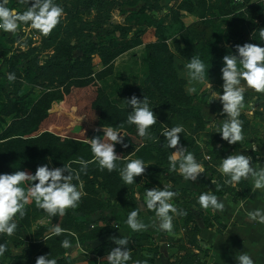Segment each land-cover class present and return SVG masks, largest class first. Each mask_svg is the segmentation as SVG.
<instances>
[{
    "label": "rangeland",
    "instance_id": "374dc122",
    "mask_svg": "<svg viewBox=\"0 0 264 264\" xmlns=\"http://www.w3.org/2000/svg\"><path fill=\"white\" fill-rule=\"evenodd\" d=\"M14 1L18 3L21 7L20 9L23 11L26 10L27 6L21 0ZM263 2L264 0H162L160 10L154 13L155 18L165 27L162 36L157 35L154 28L144 26L141 28L139 36H133L130 33L124 39L117 38L115 45L123 46L130 39H139L140 44L133 45L119 55L114 60L113 68L108 74L100 77L93 75L95 80L93 83L88 84L89 88H73L63 99L54 100L48 111L50 116L44 122L41 132L52 133L61 140L72 139L84 142L87 145H89V139L102 136L103 129L90 125L85 118L89 113L88 107H90V102L96 93V87H100L104 91L109 105L126 109L123 100L128 97H120L117 89L125 86H143L147 75V68L144 64L146 45L162 41L168 45L174 57L176 76L184 80L183 89L185 94L187 96H196L197 98L194 99L193 104L200 107L201 110L202 106H206V110L209 109L207 111L212 113V115L206 120L201 113L204 120L203 124L196 123L195 120L190 118L185 119L184 117L179 118L175 116L170 119L167 111L164 109L156 110L150 104L153 107L154 114L157 116V123L151 126L150 133L154 138V142L163 145L166 144V140L161 133L165 128L178 125L183 126L184 132L178 134L180 136V145L185 147V154L191 153L198 163L204 165L205 171L208 172L207 168L212 165V160L208 156V153L214 147L221 149L220 145L222 143L230 147L236 144H225L213 126L216 118H224L221 115L222 105L220 101H212L213 97L205 85L196 82L189 83L183 68L188 62L181 58L172 43V40L181 34V24L174 22V20L176 17L185 27L191 26L193 31L196 29L200 34L204 32L210 39H218L217 46L219 48H224L228 52L235 54V50L232 49L235 39L228 41L220 39L219 28L226 27L236 12H246L243 24L239 27V32L244 34V41L246 43L251 42L255 30L253 24H260V13L253 9V7L259 3L263 5ZM56 3L62 7L63 15L60 19V26L58 25L59 27H57L59 29L57 42H52L48 47H43V39L46 36L39 34L37 30L32 29L30 26L21 25L17 30L18 34L15 36L0 30V43L2 44L0 46V81L2 86L8 91L19 87V95L26 97L24 103L29 109L44 92L50 91L51 89H45L38 85L32 86L24 81L23 71L26 69L27 63L23 60L17 63L16 68L17 70L19 69L21 77H15V80L10 82L7 77L10 73L15 75V70L13 71L11 67L13 60L12 62H7L6 59H17V57L19 58L21 55L27 54L33 47H43L40 52L34 55L28 53V59L33 56L36 57L39 65H43L45 60L54 55L59 46L57 45L59 39L67 37L64 31L71 24V18L65 10V7L70 8L67 0H59ZM226 8L229 12H232L231 15L221 14V9L225 10ZM93 16L94 11L92 10L83 14L81 17L83 21L88 22L93 19ZM127 17L128 14H121L117 9L112 10L110 13L111 23L119 25L129 24L130 22L126 20ZM76 25L78 26V24ZM192 34L189 33L188 35ZM80 35L84 39H87L88 36L94 37V33L86 29L82 30ZM192 36L191 41L196 44V39L199 36L195 33ZM177 39L179 38L177 37ZM79 40L80 38L78 37H72L70 41L73 44ZM180 46L183 47L182 41L180 42ZM72 55L73 57L80 56L81 51L79 49H73ZM92 67L94 74L104 69L98 56H94L92 59ZM208 77L206 76V80ZM209 81L212 85V92L217 93V95L222 93L223 81L221 79V69L220 75L209 77ZM189 87H195L196 92L189 94ZM4 100L6 99L4 98ZM244 105L240 115L242 117L239 118L242 124L245 125V135L250 136V138L253 134L259 137V132L264 129V93L257 94L254 92L252 98L247 97L244 99ZM11 120V116L0 113V133ZM110 120L114 123V126L109 127L123 132L126 136L124 137V144L127 147H124L122 144H116L115 147L116 154L121 157L118 161L119 167H123L129 159H142L148 165L145 172L141 176L136 177V183H133L131 186L133 197L127 198L124 196V192L118 189H97V194H95L90 190L88 183L81 179L79 169L72 166L73 164L78 165L80 163L74 160L66 162L65 165H69L74 172L79 174V181H76L77 186L81 183L83 184L84 195H82L77 208L67 209L64 216H55L54 218L47 215L41 209L39 213L31 214L29 224L15 231L11 237L0 234V244H7L8 247V250L3 256H0V264H35L37 257L41 255L49 256V259H55L57 264H105L102 259L113 248L117 247L113 238H120L118 236L119 234L117 235L115 231L128 227L125 221L131 211L140 209V214L146 213L148 216L157 220L155 215H151L149 211L143 209L141 201L136 199L137 193L142 200L147 190H152L153 188L162 189L165 185H171L170 190L176 193L170 202L177 208L178 212L180 210L184 212L189 210L196 213L197 216L193 220L199 226H204V220L207 217L212 226L219 229V223L213 221L214 219L212 218V215L216 214L217 211L215 213L211 209H202L197 203L198 197L204 193L202 189L205 187L197 190L194 187H185V180L178 171H170L166 166L157 165L156 159L149 158V155L156 154L157 151L150 143L152 140H142L138 137L135 125H126L124 122L119 124L115 118H110ZM121 135L123 134L121 133ZM189 139L194 140L193 146L186 148L185 145L189 142ZM247 139L248 137H245L243 142H246ZM243 145L248 146L247 143ZM220 158V155H215L213 158L214 164L218 166L217 169H219ZM90 161L99 168L98 164L94 162L93 154ZM47 162L53 165V156H47ZM24 171L33 174L29 168L24 169ZM112 172H108L106 169L102 171L99 168V180L106 184L107 178L105 179V177L109 176ZM223 178L225 177L223 176ZM225 179L227 181L229 178L226 177ZM187 182L191 185L196 184L193 183L194 181ZM25 187L27 189V183H25ZM232 187L228 183L224 191L230 192ZM237 191L241 193L242 187L240 189L238 188ZM230 194L235 197V193ZM217 198L222 199L219 196ZM104 200L109 203V206L101 207L96 204V201ZM29 204L35 205V202L30 201ZM185 221V215L182 217L181 215H174L172 221L173 229L171 232H162L158 227H155L153 231L146 229L149 233L147 237L140 236L137 233L135 234L130 229L128 231V248L130 249V255L134 253L135 255L128 264H137V262L143 264L141 257L147 254L152 255L151 249L155 248L154 246L158 245L159 241H165L166 244L172 245L177 252H183L182 248L186 249L188 255H183L182 253L180 255L182 259H179L183 264H197L199 247L198 244L195 245L196 243L191 242L189 244L194 234L189 232L188 228H190V224L188 226ZM55 225L64 229V232L59 236L51 231ZM134 237L138 242L136 244L133 243ZM65 238L72 242V249H64L61 247V241ZM77 244L79 248L75 247Z\"/></svg>",
    "mask_w": 264,
    "mask_h": 264
},
{
    "label": "trees",
    "instance_id": "16d2710c",
    "mask_svg": "<svg viewBox=\"0 0 264 264\" xmlns=\"http://www.w3.org/2000/svg\"><path fill=\"white\" fill-rule=\"evenodd\" d=\"M58 1L59 0H55V3ZM161 1L162 0H67L70 8L65 7V10L71 18V24L67 26L64 31L67 37L59 39L57 43L59 46L53 56L45 60L43 65H39L34 56L28 59L29 54L34 55L40 52L43 47H48L52 42H57L56 40L59 34V29L57 27H59L60 24H57L48 36L43 39V47H33L27 54L21 55V57H19L20 59L18 57L17 59H6L7 62H12L13 60L11 67L13 71L15 70V77H21L19 69H16L17 63L20 60L26 61L27 67L23 71L24 81L32 86L38 85L51 90L44 92L29 109L24 103L26 97L24 95H19V87L8 91L2 86L0 81V113L11 116L12 118L11 122L0 133V173L11 174L14 171H24V169L29 168L34 174L36 168L44 164H48L50 168H54L62 167L63 164L71 160L78 161L79 163L81 160H84L88 162L86 170L81 171L80 164H73L72 166L79 169L81 179L88 183L91 191L97 194V189H118L124 192V196L127 198L133 197L131 191L132 185H126L122 181L118 170H113L109 176L105 177V179L107 178L106 184L99 180V168L90 161L92 152L89 145L72 139L61 140L52 133L41 131L43 130L42 126H44V122L50 116L48 111L54 100L63 99L73 88H89L88 84L94 82V76L100 77L108 74L113 68L114 60L119 55L133 45L140 44L139 39H130L126 41L123 46L115 45L117 38L124 39L130 33H132L133 36H139L141 28L144 26L154 28L156 34L162 36L165 27L154 15L155 12L160 10ZM8 7L17 12L23 11L14 0H8ZM115 9L121 14H128L126 20L130 23L123 25L111 23L110 13ZM180 9H182V7H180ZM253 9L260 13V24H253L255 30L252 35V41L249 43L264 46V41H261L259 37L261 28H264V6L259 3L254 5ZM92 10L94 11L93 19L88 22L83 21L81 16ZM221 14L229 16L232 12H229L226 8L225 10L221 9ZM245 14L246 12L243 11L236 12L226 27L219 28L220 39L224 41L235 39V43L232 46L233 50H235L236 45L242 46L246 43L244 41V34L239 32V27L243 24L246 16ZM174 22H179L181 24V34L177 36L179 39L176 37L172 40L173 46L180 54L181 58L190 62L193 56H197L204 62L206 70L209 69L208 73L206 71L205 76L216 77L220 75L222 58L231 52H228V50L224 48H219L217 46L218 39H210L204 32L200 34L196 29L193 31L191 26V28L185 27L176 17ZM76 24H78V26ZM84 29L92 31L94 37L88 36L87 39H84L80 35ZM189 33H195L199 36V38L196 39V44L198 45L191 41L193 34L188 35ZM72 37H78L80 40L72 44L70 41ZM181 41L183 42V47L180 46ZM1 45L0 43V46ZM73 49H79L81 55L73 57ZM94 56H98L104 66V69L97 74H94L92 69V59ZM144 64L147 68V75L143 86L119 87L117 89L119 96L131 98L135 95L141 100L143 97H146L156 110L164 109L167 111L170 119L175 116L179 118L184 117L185 119L190 118L195 120L196 123L203 124L204 120L201 115V108L193 104L194 99L197 97L187 96L185 94L183 89L184 80L179 79L175 74L174 57L168 45L162 41L147 44ZM96 88V93L90 102V107H88L89 113L87 117H85L88 123L103 129V127L107 128L109 126H114L110 118H115L119 124L124 122L126 125H129L127 123V116L128 110L130 111L131 109H122L118 106L109 105L104 91L100 87ZM253 95L254 91L248 90L245 93V98H252ZM4 98L6 100H4ZM242 132L243 135H245L244 124H242ZM218 135L220 136L219 133ZM193 142V139H189V142L185 145L186 148H191ZM224 142L228 144L226 141ZM150 143L152 147L157 150V155L154 153L149 155V158L156 159L157 165L169 168L168 157L174 149H169L164 146L165 144L161 145L153 140ZM222 146L223 143L220 145V148ZM224 146L226 147L227 145ZM232 146L236 147V145ZM215 155H220L221 158L219 160L221 163L222 159L225 157L224 150L214 147V149L208 153V156L212 160L211 167L207 168L210 174V180L207 187L202 189V191L204 193L210 192L219 197L230 195L234 202L235 200L245 197L247 194V186L242 180L235 185L229 184L233 186L230 192L224 191L228 183L225 179L226 176L221 174L220 171L217 170L218 166L214 164L213 158ZM47 156H53V165L47 162ZM223 176L225 178H223ZM76 181L77 180H74L73 183L76 184ZM213 181H215V183H213ZM22 187L27 190L25 184L22 185ZM241 187L242 191L239 193L237 190ZM212 188L214 190H212ZM230 193H235V197ZM96 204L101 207L109 206L106 200L96 201ZM40 211L41 208L36 204H27L24 208L25 215L20 217L19 214H17L15 217L18 225L16 231L22 226L29 224L31 214L39 213ZM149 214L155 215L153 211H149ZM185 216V223L188 226L190 224V228H188L189 232L194 234L189 244L192 242L197 245L199 242L197 233H199L201 227L193 220L197 215L188 210L185 211ZM212 218L214 219L213 221L219 223L220 227L217 231L222 232L225 229V225L221 222L218 213L213 214ZM204 222L205 227H213L207 217ZM147 231L148 230L135 232V234L137 233L140 236L147 237V235H149ZM133 243H138L135 237ZM154 247L155 248L151 249L152 255L147 254L141 257V259H143V264H155L156 259L159 258V246L156 245ZM182 250L183 255H188L186 249L182 248ZM198 250L200 249L198 248ZM134 255L135 253L131 254L130 260L134 258ZM180 258L182 259L181 256ZM178 262L179 264H183L180 261ZM203 263L204 261H197V264Z\"/></svg>",
    "mask_w": 264,
    "mask_h": 264
},
{
    "label": "clouds",
    "instance_id": "9594fccd",
    "mask_svg": "<svg viewBox=\"0 0 264 264\" xmlns=\"http://www.w3.org/2000/svg\"><path fill=\"white\" fill-rule=\"evenodd\" d=\"M26 5V10L17 12L8 7V0H0V30L17 35L21 25L30 26L41 35L47 36L60 23L63 9L55 0H21ZM31 5V6H29ZM259 37L264 41V28H261ZM189 83L196 82L205 85L210 91L213 100H219L222 109L221 115L224 119L220 124L213 126L221 139L228 144L240 143L244 140L242 132V121L239 119L241 110L244 108L245 93L252 90L255 93H264V46L245 43L242 46H235V54L228 53L222 58L221 79L222 93L212 92V85L209 77L206 80L204 62L197 56H193L183 66ZM7 79L15 80L14 74H9ZM189 94L195 93V87L188 88ZM128 110L127 123L136 126V134L142 140L151 141L154 138L150 133L151 126L157 123V116L153 107L146 97L138 99L135 95L123 100ZM211 101V102H212ZM58 111V109H56ZM184 132L181 125L165 128L161 135L166 140L165 147L175 149L168 157L169 170L178 171L185 181H195L200 174L205 173L204 165L198 163L191 153L185 154V147L180 145V136ZM121 133L123 135H121ZM123 132L112 127H103V135L89 139V146L100 170L112 172L118 170L120 178L126 185H132L135 178L141 176L148 165L142 159H129L123 167H119L121 159L116 154V144H124ZM251 148L255 150L256 144ZM252 156L231 154L223 158L219 171L228 177L227 183L235 185L242 179L251 180L254 189L264 192V167L257 168L253 164ZM81 171L87 169L88 162L80 161ZM178 166V167H177ZM79 181V174L74 172L69 165L50 168L48 164L38 166L35 173L26 171H14L11 174L0 173V234L11 237L17 230V222L14 219L17 214L20 217L25 215L24 208L30 201L43 209L49 216H64L67 209H76L83 193V184H74ZM27 183V190L22 185ZM215 183V181H213ZM171 185L161 188L147 190L143 199L137 193L136 199L141 201L145 211H153L158 223L153 222V227H158L162 232H171L173 229V216L185 215L183 210L178 212L177 208L170 202L176 193L170 190ZM197 203L202 209H212L223 212L225 205L216 195L203 193L198 197ZM140 209L131 211L126 218L127 226L134 232H141L147 229L148 225L139 219ZM171 213V214H170ZM250 220L264 223V211L257 209L249 212ZM51 231L59 236L64 232L60 226L55 225ZM117 247L113 248L102 261L105 264H128L131 259L128 248L129 238L120 236L113 238ZM61 247L72 249V242L65 238L61 241ZM79 248L77 244L75 246ZM8 250L7 244H0V256ZM41 255L37 257L35 264H57L55 259ZM236 264H254L253 259L246 253L236 257ZM139 264V262H137Z\"/></svg>",
    "mask_w": 264,
    "mask_h": 264
},
{
    "label": "crops",
    "instance_id": "0c3cea01",
    "mask_svg": "<svg viewBox=\"0 0 264 264\" xmlns=\"http://www.w3.org/2000/svg\"><path fill=\"white\" fill-rule=\"evenodd\" d=\"M202 106V105H201ZM206 106H202L201 113L207 120L211 117L212 113H209V109L206 110ZM242 111V110H241ZM224 118H216L214 124L218 125ZM259 137L256 135L248 137L246 142L236 143V147L222 146L224 150L225 158L233 154H242L252 156L253 164L257 168L264 167V129L259 132ZM247 143L248 146L243 145ZM252 144H256L257 148L253 150ZM218 170V169H217ZM210 180V174H200L199 178L193 183L189 184L184 182V186L188 188L200 189L207 187ZM247 186V194L245 197L232 200L230 195L222 196L225 208L223 212L217 211L220 216L221 222L225 225V229L222 232H218L215 227L201 226L197 237L199 239L198 247V260L204 261L203 264H236V257L241 253L248 254L254 261V264H264V223H259L255 220H250L248 217L249 212H254L257 209L264 211V192L258 189H254L251 180L242 179ZM213 190V188H212ZM220 200V199H219ZM139 219L148 225V230H155L152 225L153 222H157L156 219L148 216L146 213H141ZM130 228L116 230L115 233L120 237H128ZM159 253L160 256L156 259L155 264H179L180 255L182 251H175V247L166 242L159 241ZM207 253V254H206Z\"/></svg>",
    "mask_w": 264,
    "mask_h": 264
},
{
    "label": "built area",
    "instance_id": "2783aa9c",
    "mask_svg": "<svg viewBox=\"0 0 264 264\" xmlns=\"http://www.w3.org/2000/svg\"><path fill=\"white\" fill-rule=\"evenodd\" d=\"M263 5H264V2H263Z\"/></svg>",
    "mask_w": 264,
    "mask_h": 264
}]
</instances>
